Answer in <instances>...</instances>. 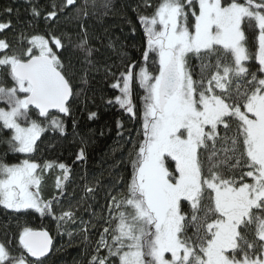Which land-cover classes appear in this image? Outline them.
I'll return each instance as SVG.
<instances>
[{
  "label": "snow or ice",
  "instance_id": "6c2138e0",
  "mask_svg": "<svg viewBox=\"0 0 264 264\" xmlns=\"http://www.w3.org/2000/svg\"><path fill=\"white\" fill-rule=\"evenodd\" d=\"M75 3L65 0L61 11H72ZM102 7L111 8V0ZM57 15L52 11L46 18ZM138 20L145 33L143 63H126L111 85L120 94L108 103L136 119L132 84L138 79L144 90L141 139L133 145L126 192L108 194L105 223L118 222L111 241L101 235L89 264H264V76L245 66L253 59L246 30L258 29L255 59L264 73V0H162L151 16ZM10 27L0 23V33ZM81 28L77 47L91 63L87 29ZM53 44L65 49L59 38ZM150 54L156 74L146 66ZM63 56L41 35L19 53L0 39V68L12 81L0 82V128L11 131L10 150L26 156L18 164L0 161V205L17 213L55 215L56 205L40 195L43 173L53 167L69 171L63 163L31 158L48 130L33 116L63 134L55 113L71 114L74 65ZM79 158L86 159L83 150ZM56 218L75 223L70 211ZM18 245L21 251L13 255L0 242V264H48L54 253L47 231L25 227Z\"/></svg>",
  "mask_w": 264,
  "mask_h": 264
},
{
  "label": "trees",
  "instance_id": "16d2710c",
  "mask_svg": "<svg viewBox=\"0 0 264 264\" xmlns=\"http://www.w3.org/2000/svg\"><path fill=\"white\" fill-rule=\"evenodd\" d=\"M161 2L111 0V8L106 10L102 7L104 0H76L72 11L65 8L62 12L65 0H0V23L11 24L5 29L6 35L0 33V39H6L13 51H23L28 39L41 35L49 40L54 51L58 54L64 52L62 58L71 59L74 65L71 114L68 117L55 114L64 124V133L49 127L46 118L33 116L48 130L37 141L38 148L31 154L32 160L38 164L63 163L69 169L67 174L58 167L43 173L40 195L44 201H52L56 205V212L55 215L41 216L30 210L11 212L0 205V242L8 247L11 254L21 251L18 238L25 227L47 231L51 235L54 253L51 252L48 264H89L101 235H106L111 241L112 230L118 222L113 219L110 225L105 223L109 218L108 194L117 189L126 192L130 182L133 145L141 139L137 133L141 127L144 95L138 79H134L132 100L138 116L130 119L118 105L108 103L120 94L111 85L125 71L126 63L138 66L143 63L145 33L138 18L151 16ZM239 2L244 3L245 0ZM146 3L151 6L146 7ZM34 7L39 16H34ZM52 11L58 13L55 20L46 18ZM82 24L87 29V39L92 48L91 63L85 61L77 47L84 38ZM53 37L61 39L65 49H56ZM246 37V47L253 59L246 61L245 66L250 72L264 76L258 72L259 64L255 59L258 29L246 30ZM146 66L150 73L156 74L157 64L152 62L151 54ZM0 72L3 86H11L12 81L6 71L1 68ZM90 113H96V117L90 119ZM10 137V130L0 128V161L9 165L21 163L26 156L10 150ZM81 150L85 153L84 160L79 158ZM89 187L95 191L88 192ZM122 198L117 196L118 200ZM63 211L72 212L75 223L58 220L56 217ZM115 211L113 208V214ZM61 224L64 226L60 227ZM85 227L87 231L83 230ZM104 227H109L108 234L103 232ZM105 254L106 249H101L99 255Z\"/></svg>",
  "mask_w": 264,
  "mask_h": 264
},
{
  "label": "water",
  "instance_id": "95a60500",
  "mask_svg": "<svg viewBox=\"0 0 264 264\" xmlns=\"http://www.w3.org/2000/svg\"><path fill=\"white\" fill-rule=\"evenodd\" d=\"M70 102H71V100H70ZM69 102V103H70ZM52 113H55V110H51V113H50V115L52 114ZM55 114H58L59 116H61V117H68V116H65L64 114H60V113H55ZM41 119H44L43 117H40ZM39 231H43V230H39ZM50 235V234H49ZM51 236V235H50ZM53 240V239H52ZM51 255V252L49 253V256ZM45 259H48L47 257L45 258Z\"/></svg>",
  "mask_w": 264,
  "mask_h": 264
},
{
  "label": "rangeland",
  "instance_id": "374dc122",
  "mask_svg": "<svg viewBox=\"0 0 264 264\" xmlns=\"http://www.w3.org/2000/svg\"><path fill=\"white\" fill-rule=\"evenodd\" d=\"M245 62H246V61H245ZM0 71H1V68H0ZM4 71H5V70H4ZM0 73H1V72H0ZM263 75H264V73H263ZM9 77H10V76H9ZM48 126L50 127L49 123H48ZM43 133H44V132H43ZM43 133H42V134H43ZM42 134H41V135H42ZM24 155H25V154H24ZM7 210H9V211H11V212H14V211H12V210H10V209H7ZM30 211H33V210H30ZM166 255H167L168 257H170V254H166Z\"/></svg>",
  "mask_w": 264,
  "mask_h": 264
}]
</instances>
